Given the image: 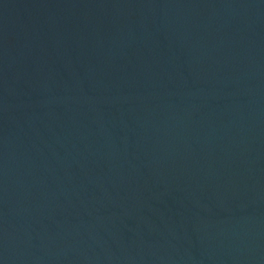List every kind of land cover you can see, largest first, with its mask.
I'll return each mask as SVG.
<instances>
[{"label": "water", "instance_id": "obj_1", "mask_svg": "<svg viewBox=\"0 0 264 264\" xmlns=\"http://www.w3.org/2000/svg\"><path fill=\"white\" fill-rule=\"evenodd\" d=\"M0 264H264V0H0Z\"/></svg>", "mask_w": 264, "mask_h": 264}]
</instances>
